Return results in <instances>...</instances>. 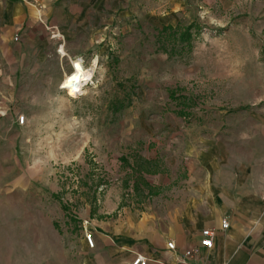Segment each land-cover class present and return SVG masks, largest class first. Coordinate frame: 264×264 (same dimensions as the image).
I'll list each match as a JSON object with an SVG mask.
<instances>
[{"label": "rangeland", "instance_id": "rangeland-1", "mask_svg": "<svg viewBox=\"0 0 264 264\" xmlns=\"http://www.w3.org/2000/svg\"><path fill=\"white\" fill-rule=\"evenodd\" d=\"M73 20L64 48L39 31L0 52V264H87V217L109 192L142 209L146 158L264 143V0H94ZM167 26H191L189 52ZM71 61L93 68L75 96Z\"/></svg>", "mask_w": 264, "mask_h": 264}, {"label": "crops", "instance_id": "crops-1", "mask_svg": "<svg viewBox=\"0 0 264 264\" xmlns=\"http://www.w3.org/2000/svg\"><path fill=\"white\" fill-rule=\"evenodd\" d=\"M90 6L94 0H0V52L7 53L15 35L21 42L25 34L39 31L64 48L73 17L85 16ZM77 62L67 65L71 71L61 89ZM185 155L183 167L176 156L166 162L160 156L146 158L155 171L142 170L151 196L140 210L132 203V208L119 205L117 193L109 192V209L98 212L107 216L87 217L93 240L92 249L84 242L87 264H131L137 256L146 264H181L182 253L199 246L205 229L215 231L214 245L200 248L196 264H264V143L241 147L236 142L221 154L189 149ZM222 220L229 224L226 230ZM168 242L174 243L173 251Z\"/></svg>", "mask_w": 264, "mask_h": 264}, {"label": "built area", "instance_id": "built-area-1", "mask_svg": "<svg viewBox=\"0 0 264 264\" xmlns=\"http://www.w3.org/2000/svg\"><path fill=\"white\" fill-rule=\"evenodd\" d=\"M31 1L34 2L35 0H31ZM14 41H18V35H15ZM24 122H25L24 116H20L19 118L16 119V123L19 125L24 124ZM261 200L264 202V191L261 195ZM228 226H229L228 222L226 220H222L221 229L226 230L228 228ZM215 235H216V233L214 230H209V229L202 230L200 233L201 238L199 241V246L186 249L182 253V256L179 259V262L181 264H196L195 260L198 256L199 252H200V248H203L206 250H211L213 248ZM84 241H85L86 246L88 248H90V249L93 248V240H92L91 234H89V233L85 234ZM206 241L208 243H205ZM166 247L170 251H173L175 249V245L173 242H168L166 244ZM131 264H146V260H144L140 256H137L131 262Z\"/></svg>", "mask_w": 264, "mask_h": 264}, {"label": "trees", "instance_id": "trees-1", "mask_svg": "<svg viewBox=\"0 0 264 264\" xmlns=\"http://www.w3.org/2000/svg\"><path fill=\"white\" fill-rule=\"evenodd\" d=\"M168 30H172L171 26H167L164 27L161 30V33L163 32L165 35L167 34L169 40H172L174 43L176 42H181L182 44H184V46L181 48L182 50H187L188 52L191 50L192 46H191V26H188L186 29H184V31H182V33L178 32V28L174 29L173 32L171 33H167Z\"/></svg>", "mask_w": 264, "mask_h": 264}, {"label": "bare ground", "instance_id": "bare-ground-1", "mask_svg": "<svg viewBox=\"0 0 264 264\" xmlns=\"http://www.w3.org/2000/svg\"><path fill=\"white\" fill-rule=\"evenodd\" d=\"M93 63V62H92ZM76 63H73L72 64V67L74 68V71H73V73L71 74V75H69L66 79H65V81L63 82V85H65L66 84V82L76 73V68L74 67V65H75ZM93 65V64H92ZM80 68H81V73H82V75L83 76H90V78H91V75H92V73H91V71L90 70H92V69H90V70H84L83 68H82V66L80 65ZM90 79H88V80H84L83 78L79 81V92L82 90V88H83V86L86 84V82H88ZM74 87H76V85H75V82H74V84H73V86H69V87H65V89H66V93L68 94V95H70V96H75V95H77L79 92H74ZM70 93H72V94H70Z\"/></svg>", "mask_w": 264, "mask_h": 264}, {"label": "clouds", "instance_id": "clouds-1", "mask_svg": "<svg viewBox=\"0 0 264 264\" xmlns=\"http://www.w3.org/2000/svg\"><path fill=\"white\" fill-rule=\"evenodd\" d=\"M62 51V49H61ZM74 67L76 68V73L66 82L65 85H71L73 82L77 81L78 79L83 78L81 73L80 63L77 62Z\"/></svg>", "mask_w": 264, "mask_h": 264}, {"label": "snow or ice", "instance_id": "snow-or-ice-1", "mask_svg": "<svg viewBox=\"0 0 264 264\" xmlns=\"http://www.w3.org/2000/svg\"><path fill=\"white\" fill-rule=\"evenodd\" d=\"M82 79V78H81ZM81 79H78L77 81H75V85H76V87H74V92H79V81L81 80ZM83 79L84 80H88V79H90V76H83ZM73 84H74V82L71 84V85H64L65 87H69V86H73ZM70 94H72V93H70ZM205 243H208L207 241L205 242Z\"/></svg>", "mask_w": 264, "mask_h": 264}]
</instances>
